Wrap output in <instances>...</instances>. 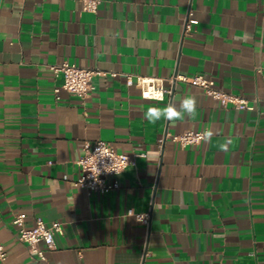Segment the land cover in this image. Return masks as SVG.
Masks as SVG:
<instances>
[{"label":"crops","instance_id":"1","mask_svg":"<svg viewBox=\"0 0 264 264\" xmlns=\"http://www.w3.org/2000/svg\"><path fill=\"white\" fill-rule=\"evenodd\" d=\"M198 20L189 29V19ZM96 68L85 99L51 66ZM127 75L163 78L162 101ZM203 75L253 110L223 106ZM195 97V117L150 123V106ZM207 132L182 147L170 135ZM141 154L120 188L76 186L86 141ZM161 140L162 143H161ZM230 141L228 150L221 145ZM150 213L148 224L135 214ZM63 225L39 262L18 238L16 214ZM0 264H264L263 0H0Z\"/></svg>","mask_w":264,"mask_h":264},{"label":"built area","instance_id":"2","mask_svg":"<svg viewBox=\"0 0 264 264\" xmlns=\"http://www.w3.org/2000/svg\"><path fill=\"white\" fill-rule=\"evenodd\" d=\"M102 1L83 0V10L96 13ZM197 23L198 20L190 18L186 27L189 29ZM51 68L56 75H62L64 80L63 84L55 89V92L59 93L61 90H65L82 99L90 96L94 90L93 79L95 76L107 75L102 70L84 68L69 62L53 65ZM134 77L133 75H127V84H136L145 99L162 101L165 99L166 94L170 92L165 87L163 78L141 75ZM171 81L173 83L177 81L186 82L200 87L207 95L218 100L223 106L231 105L238 110L254 109V106L246 98L217 88L213 80L203 75L194 77L177 75L172 77ZM161 91L163 92L162 97L160 96ZM206 136L207 132L195 131H185L180 134L170 135L171 139L182 147L199 144ZM139 156L142 155L118 153L111 144L103 140L86 141L83 147V154L77 161L81 175L75 181V185L86 190L89 195L95 192L106 194L117 190L121 186L120 174L129 166L136 165V160ZM135 216L139 221L145 224L149 223V212L137 213ZM27 219L26 213L16 214L13 218V224L18 231V238L28 246L29 252L34 258L39 262L47 263L46 251L41 247V244H45L48 250L54 251L57 248L55 235L63 233V225L58 221L47 223L42 218H37L34 225L28 226ZM7 256L6 248L0 241V261H5Z\"/></svg>","mask_w":264,"mask_h":264},{"label":"clouds","instance_id":"3","mask_svg":"<svg viewBox=\"0 0 264 264\" xmlns=\"http://www.w3.org/2000/svg\"><path fill=\"white\" fill-rule=\"evenodd\" d=\"M160 96H163V92H160ZM197 108V101L195 97H184L179 102V106L169 103L164 107L150 106L145 112V119L150 123H156L157 121L163 119L170 123L176 121H182L187 119H192L195 117ZM211 134L209 133L205 139H210ZM231 142L228 141L222 144L220 147L222 150L227 151L228 146Z\"/></svg>","mask_w":264,"mask_h":264}]
</instances>
